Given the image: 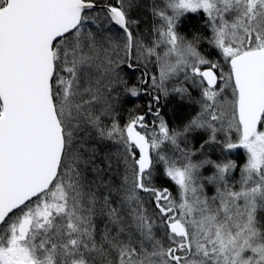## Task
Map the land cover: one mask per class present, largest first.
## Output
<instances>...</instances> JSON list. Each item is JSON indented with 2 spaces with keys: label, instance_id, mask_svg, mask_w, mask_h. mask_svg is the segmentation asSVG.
I'll list each match as a JSON object with an SVG mask.
<instances>
[{
  "label": "snow or ice",
  "instance_id": "1",
  "mask_svg": "<svg viewBox=\"0 0 264 264\" xmlns=\"http://www.w3.org/2000/svg\"><path fill=\"white\" fill-rule=\"evenodd\" d=\"M132 6L0 0V264H264V0H169L170 15L154 10L163 24L151 45L132 31ZM201 10L217 60L198 51L200 37L176 29ZM125 63L154 64L159 75L145 71L129 86ZM184 82L200 89V111L177 130L155 105L170 92L186 95ZM118 90L150 95L152 121L130 111L121 125ZM201 129L209 133L201 149L246 150L238 189L226 180L234 161L193 162L180 146ZM89 138L118 148L99 157ZM157 164L178 200L151 182ZM205 165L212 176H200Z\"/></svg>",
  "mask_w": 264,
  "mask_h": 264
},
{
  "label": "rangeland",
  "instance_id": "2",
  "mask_svg": "<svg viewBox=\"0 0 264 264\" xmlns=\"http://www.w3.org/2000/svg\"><path fill=\"white\" fill-rule=\"evenodd\" d=\"M168 2L169 0H134V2H132L133 7L129 9L130 18L138 22L139 19H137L136 16L135 19L133 17L132 12H136V11L141 12L142 10L146 9L147 12H149V17L147 18H149V20L151 21V24H149L150 26L149 29L153 28L154 26L159 27L161 24H163V21L160 19L159 15L154 14V10L156 12H159L160 10H164L166 14L170 15L171 9L167 6ZM131 9H134V11ZM190 18L194 20L196 19L195 20L196 22L193 23L195 24V26H192L194 30L190 29L189 27H185V26H190L192 24L191 21H189ZM152 19L154 21H152ZM143 25L144 24H142V26ZM176 29L181 35L185 36L186 39L189 41L193 40L194 37H199L198 35H200L199 33L201 32L202 36H200L201 39L197 44L198 51H200L203 56H205L210 60L218 59L217 50L212 45H210L207 40V38L211 37L212 33H211V28L209 26L207 14H204L202 10L197 12H187L184 15H182L177 22ZM195 29H201V30L200 32L199 31L197 32V30ZM136 33H141V32L136 31ZM136 36L145 44L151 45L156 35L150 39H146L145 36H138V34H136ZM206 50H210L211 54L206 52ZM164 51L165 49L163 47L158 49V52L161 55H163ZM152 59L154 60L155 58L153 57ZM153 68L155 70L153 74L159 75V71L154 64H149L146 69H153ZM183 80L184 77L182 74L177 75L176 77L172 78L170 81L167 82V86L169 88H172L173 86H179V83ZM184 87L188 89V93L186 95L181 96L180 94L170 92L169 95L167 96L161 95L159 100V103L162 105L165 104V102H171V101L180 102L182 104V107H184V105H187V109L183 110L182 108H180L181 112L179 113V115L173 117L169 115L170 113L169 106L167 105L168 108L167 107L165 108L166 112H168L169 115L168 120L171 118L172 121V125L170 126V128L177 130L182 129L183 126L200 111V106L199 103L197 102L199 101L201 96L200 89L190 82H184ZM159 103L156 104L155 107L159 109V112H161L160 110L161 105H159ZM262 127H264V125H262ZM194 134L195 137L193 136ZM185 135H186V139H181L178 142L180 143V146L182 148L187 147L194 153L192 157L193 162H199L207 158L217 163L227 162V160H232L236 163L237 165L236 168L232 169L228 174H226V180L230 186L238 189L242 180L241 169L247 163L248 155L246 150L241 147H238L236 149L226 151L222 147V143L218 144L214 142L206 144L205 147L201 149L200 145L203 144L205 140L209 139V133L202 129L187 133ZM192 137H193V142H191ZM218 139L223 141V133L218 135ZM162 148L163 151L172 158H176L179 156V153L175 151L174 146H172L168 142H165V145H163ZM150 171H151L150 177L152 179L155 178L156 175L161 173L163 176H165L164 178L166 179V181L169 183L170 186L168 185L164 186L165 185L164 183L162 184L163 186L160 188L169 189L172 196L178 200L179 199L178 187L177 185H175L173 181H171L169 177H167L164 174L163 165L157 164L155 166V169ZM214 173H215V168L212 165H205L199 169V174L201 177L212 176ZM204 192L208 196L215 195L216 194L215 184H208L205 182ZM257 221H258V227L264 228V210L257 211Z\"/></svg>",
  "mask_w": 264,
  "mask_h": 264
},
{
  "label": "trees",
  "instance_id": "3",
  "mask_svg": "<svg viewBox=\"0 0 264 264\" xmlns=\"http://www.w3.org/2000/svg\"><path fill=\"white\" fill-rule=\"evenodd\" d=\"M132 2H134V0H132ZM133 7V6H132ZM134 11V9H131ZM133 13V17L138 20L137 24L132 26V31L136 33V31H139L140 29H143L142 27H146L149 28V24H151V21L149 20V12H147L146 9L142 10L141 12H132ZM138 13V14H137ZM135 18V19H136ZM146 18V20H145ZM144 19V20H143ZM148 19V20H147ZM143 20V21H142ZM153 20V19H152ZM142 24H144L142 26ZM91 25H86L85 27H90ZM141 31V30H140ZM112 32L114 34H116L117 36L122 35V33H120V30L118 28H116L115 26L112 27ZM206 39V37H205ZM206 52L210 53V50H206ZM212 58V57H211ZM147 70V72L149 73V75L154 73V68L153 69H146L144 66H135L133 69H130L126 66V63L124 66H122L121 68V72L124 75L125 79L127 80L129 86L137 84V80L138 77L141 76L142 73H144ZM119 92V97L118 100L116 101V113H117V118H118V122L123 125L129 116L130 111L131 112H135V113H139V114H145L146 116V120L148 122H151L153 117L151 114L147 113V106L151 100L150 95L145 94L144 92L141 93V95L137 96V97H132L130 94H125L123 93L122 90H118ZM161 105V112L160 115L165 119V122L168 124V126L170 127L172 125V121L171 118L168 120V116L171 115V117L179 115V113L181 112L180 108L187 109V105H184V107H182V104L180 102H165V104H160ZM167 105L169 106V115L168 112H166L165 108L167 107ZM168 108V107H167ZM163 113V115H162ZM151 120V121H150ZM105 123L107 124H111V120H106ZM95 134L93 133V136ZM195 137V134L193 135ZM191 142H193V137L191 139ZM89 143L95 144L96 148H97V152L99 157L103 156L104 152H112L115 151L118 148V145L112 141H107V140H93L91 138H89ZM165 176L161 174L156 175L155 178H151V182L158 188L162 187L165 183L164 186H170L169 183L166 181V179L164 178ZM167 182V183H166ZM158 234H159V229L157 230Z\"/></svg>",
  "mask_w": 264,
  "mask_h": 264
},
{
  "label": "bare ground",
  "instance_id": "4",
  "mask_svg": "<svg viewBox=\"0 0 264 264\" xmlns=\"http://www.w3.org/2000/svg\"><path fill=\"white\" fill-rule=\"evenodd\" d=\"M143 29H140L139 31L141 32V33H137L138 34V36H145L146 37V39H150V38H152L153 36H155L156 34L155 33H153V31H152V29L153 28H146V27H142ZM144 38V37H143Z\"/></svg>",
  "mask_w": 264,
  "mask_h": 264
},
{
  "label": "flooded vegetation",
  "instance_id": "5",
  "mask_svg": "<svg viewBox=\"0 0 264 264\" xmlns=\"http://www.w3.org/2000/svg\"><path fill=\"white\" fill-rule=\"evenodd\" d=\"M195 20H196V19H195ZM195 20L190 18L189 21H191L192 24H191L190 26H185V27H189L190 29H193L192 26H195V24H193V23L196 22ZM152 21H154V20H152ZM197 26H198V25H197ZM193 30H194V29H193ZM195 30H197V32H198V31L200 32L201 29H195ZM199 34H200V35H198L199 37L202 36V33H201V32H200Z\"/></svg>",
  "mask_w": 264,
  "mask_h": 264
}]
</instances>
